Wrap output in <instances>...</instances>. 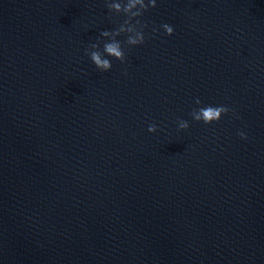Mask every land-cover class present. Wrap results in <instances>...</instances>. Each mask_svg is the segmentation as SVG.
Returning <instances> with one entry per match:
<instances>
[{
  "label": "water",
  "instance_id": "obj_1",
  "mask_svg": "<svg viewBox=\"0 0 264 264\" xmlns=\"http://www.w3.org/2000/svg\"><path fill=\"white\" fill-rule=\"evenodd\" d=\"M155 2L100 71L105 0H0V264H264V0Z\"/></svg>",
  "mask_w": 264,
  "mask_h": 264
},
{
  "label": "clouds",
  "instance_id": "obj_2",
  "mask_svg": "<svg viewBox=\"0 0 264 264\" xmlns=\"http://www.w3.org/2000/svg\"><path fill=\"white\" fill-rule=\"evenodd\" d=\"M106 7L110 13L123 14L127 17L124 22L113 31H102L101 37L107 38V42H103V50H100L101 40H97L90 46V50H86V54L90 57L97 69L100 71H109L112 68V64L107 57H112L116 60L125 61L126 56L122 48L121 42L116 38L121 34H128L126 43L129 46H136L144 43L145 37L143 28L146 25L142 24L139 19L134 18L141 17L150 7L156 6L155 0H105ZM161 27L164 29L165 34L171 36L174 32L172 26L163 24ZM156 31V29H153ZM197 105L201 103L199 99L195 101ZM230 109L226 106H203L199 109H193L190 113L192 119L196 122H203L204 124H212L218 122L223 115H226ZM189 124L185 120H178V130H186ZM148 131L154 133L157 131L155 123L148 126ZM238 135L242 139H247L244 132H239Z\"/></svg>",
  "mask_w": 264,
  "mask_h": 264
}]
</instances>
